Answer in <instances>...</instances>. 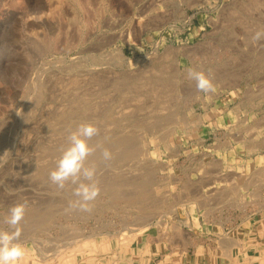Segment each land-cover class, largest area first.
Returning a JSON list of instances; mask_svg holds the SVG:
<instances>
[{"label":"rangeland","instance_id":"374dc122","mask_svg":"<svg viewBox=\"0 0 264 264\" xmlns=\"http://www.w3.org/2000/svg\"><path fill=\"white\" fill-rule=\"evenodd\" d=\"M259 30L264 0H0V227L27 204L22 264H122L142 234H181L187 213L264 207ZM85 122L100 129V194L90 213L66 212L71 187L49 173Z\"/></svg>","mask_w":264,"mask_h":264},{"label":"crops","instance_id":"0c3cea01","mask_svg":"<svg viewBox=\"0 0 264 264\" xmlns=\"http://www.w3.org/2000/svg\"><path fill=\"white\" fill-rule=\"evenodd\" d=\"M185 219L181 234H142L122 264H264V207L217 221L206 213Z\"/></svg>","mask_w":264,"mask_h":264},{"label":"clouds","instance_id":"9594fccd","mask_svg":"<svg viewBox=\"0 0 264 264\" xmlns=\"http://www.w3.org/2000/svg\"><path fill=\"white\" fill-rule=\"evenodd\" d=\"M262 38L264 30L256 31L252 37L254 42ZM187 79L195 81L198 92L211 95L217 91L213 78L203 70L188 68ZM99 132V127L91 122L80 123L74 129H69L67 146L62 149L55 167L49 173V180L59 190L71 187L75 199L68 202L66 212L90 213L92 202L100 194L97 165L88 163L89 157L101 147L90 143ZM101 156L105 162L112 159V153L107 148H102ZM26 210V203L14 204L9 207L3 218L2 223L7 225V228L0 227V264H22L26 250L19 242L20 225Z\"/></svg>","mask_w":264,"mask_h":264},{"label":"bare ground","instance_id":"6f19581e","mask_svg":"<svg viewBox=\"0 0 264 264\" xmlns=\"http://www.w3.org/2000/svg\"><path fill=\"white\" fill-rule=\"evenodd\" d=\"M53 1V0H52ZM52 3V2H51ZM45 4H47V3H45ZM49 4V3H48ZM61 4V3H60ZM55 5V4H54ZM54 5H53V7H54ZM58 5V4H57ZM50 8H51V6H50ZM59 12V11H58ZM56 13V12H55ZM51 14H53V13H51ZM50 14V15H51ZM56 16V15H55ZM50 17V16H49ZM56 17H54L53 19H55ZM52 19V20H53ZM55 23V22H54ZM58 23V22H57ZM56 23V24H57ZM251 93V92H250ZM40 97V96H39ZM247 97H249V96H247ZM239 138V137H238ZM248 140V139H247ZM252 144V143H251ZM258 146V145H257ZM128 150V149H127ZM99 159V158H98ZM97 160V159H96ZM95 162V161H94ZM89 163V162H88ZM228 179V178H227ZM257 188V187H256ZM259 190V189H258ZM133 192V191H132ZM135 192V191H134ZM120 194V193H119ZM222 195V194H221ZM224 195H225V193H224ZM187 196V195H186ZM223 196V195H222ZM147 199V198H146ZM197 200H198V198H196ZM112 201V200H111ZM263 201V200H262ZM136 203V202H135ZM187 203V202H186ZM233 203H235V202H233ZM132 205V204H131ZM201 205V204H200ZM235 205V204H234ZM238 206V205H237ZM245 207V206H244ZM186 209V208H185ZM169 210V209H168ZM207 210H209V209H207ZM163 213V212H162ZM174 214V213H173ZM177 214V213H176ZM181 214V213H180ZM207 214V213H206ZM181 215H183V213L181 214ZM180 215V216H181ZM186 215H188V213L186 214ZM178 217V216H177ZM247 217V216H246ZM165 218V217H164ZM176 218V217H175ZM142 219V218H141ZM42 220V219H41ZM140 220V219H139ZM181 220V219H180ZM47 221V220H46ZM138 221V220H137ZM182 221V220H181ZM42 223V222H41ZM40 223V224H41ZM122 223V222H121ZM161 223V222H160ZM183 223H187L188 225H189V221H187V220H185L184 222L182 221V224ZM143 224V223H142ZM145 224V223H144ZM143 224V225H144ZM174 224V223H173ZM161 225H163V224H161ZM176 226H177V224H175ZM180 225V224H179ZM138 226V225H137ZM165 226V228L168 226H166V225H164ZM190 226V225H189ZM178 227V226H177ZM74 238V237H73ZM231 239V238H230ZM63 240V239H62ZM75 240H77V239H75ZM33 241V240H32ZM70 241H71V239H70ZM231 241V240H230ZM72 242V241H71ZM228 242V241H227ZM36 243V242H35ZM62 243V242H61ZM66 243V242H65ZM70 243V242H69ZM75 243V242H74ZM41 244V243H40ZM66 245V244H65ZM71 245V244H70ZM44 246V245H43ZM46 246H48V245H46ZM69 245H67V247H68ZM42 247H40V249H41ZM60 248V247H59ZM59 248H58V250H59ZM62 248V247H61ZM55 249V248H54ZM62 251H64L63 249H61ZM42 251V250H41ZM51 253H53V252H51ZM49 255V254H48ZM57 255V254H56ZM230 255V254H229ZM58 256V255H57ZM32 257V256H31ZM45 260V259H44ZM63 263V255H60L59 257H58V259H57V263L56 264H62Z\"/></svg>","mask_w":264,"mask_h":264}]
</instances>
